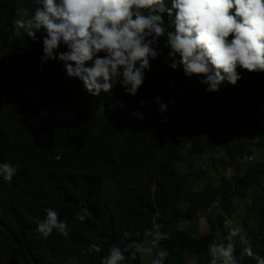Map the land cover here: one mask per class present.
<instances>
[{
	"label": "trees",
	"instance_id": "1",
	"mask_svg": "<svg viewBox=\"0 0 264 264\" xmlns=\"http://www.w3.org/2000/svg\"><path fill=\"white\" fill-rule=\"evenodd\" d=\"M38 4L0 0V103L11 108L10 121L0 126V154L17 167L12 184L0 183V200L9 214L25 201L32 216L16 234L0 231V264H101L125 231L150 246L143 233L155 225L170 235L159 246L168 252L164 264H210L208 245L224 242L231 219L264 256V154L249 160L264 152V73L238 68L235 86L205 92L207 85L186 77L182 66L164 62L172 30L165 18L162 54L150 61L138 94L117 83L112 93L93 97L80 80L66 77L61 62L41 64L42 39L33 42L14 26L25 19L17 9L31 15ZM156 96L168 104L166 112L158 111ZM115 101L125 106L109 108ZM229 166L242 175L227 178ZM209 192L216 201L208 209ZM48 207L69 224L68 237L54 231L45 239L36 231ZM84 209L88 217L75 219ZM93 243L99 253L87 251ZM122 264H142L140 253ZM241 264L255 261L244 256Z\"/></svg>",
	"mask_w": 264,
	"mask_h": 264
},
{
	"label": "clouds",
	"instance_id": "2",
	"mask_svg": "<svg viewBox=\"0 0 264 264\" xmlns=\"http://www.w3.org/2000/svg\"><path fill=\"white\" fill-rule=\"evenodd\" d=\"M16 15L25 19L15 20V27L23 28L33 42L42 39L41 64L61 62L66 77L80 80L93 97L112 93L117 83L125 93L138 94L150 61L162 54L165 18L172 30L167 32L164 62L173 70L182 66L186 77L207 85L205 92H218L225 83L235 86L242 79L238 68L264 73V0H171L170 6L166 0H39L31 15L28 8L17 9ZM37 32L45 34L37 36ZM61 45L67 50L60 51ZM139 103L143 107L146 102ZM155 103L159 112L168 110L161 97L156 96ZM117 105L125 106L115 101L109 108ZM10 115L9 105L0 103V126L10 121ZM131 115L143 119L142 113L133 111ZM162 122L166 123L167 117ZM9 160L0 154V183H13L17 167ZM9 209L0 200V231L13 235L32 216L25 201L11 214ZM44 212L45 218L36 227L42 238L54 231L68 237L70 226L59 219L58 212L51 207ZM88 215L84 209L75 213V219L84 221ZM231 223L235 227V222ZM233 227L225 230L224 242L208 245L210 264H241L244 256L264 264V256L253 251L243 229ZM134 235L140 237L141 233ZM143 235L150 246L125 231L118 243L109 246L101 264L135 261L139 253L151 254L155 248L159 250L151 264H164L168 252L159 246L170 238L169 233L155 225ZM237 237L244 245L239 257L234 255L241 250L236 249ZM93 250L99 253L101 246L93 243L87 251Z\"/></svg>",
	"mask_w": 264,
	"mask_h": 264
},
{
	"label": "rangeland",
	"instance_id": "3",
	"mask_svg": "<svg viewBox=\"0 0 264 264\" xmlns=\"http://www.w3.org/2000/svg\"><path fill=\"white\" fill-rule=\"evenodd\" d=\"M249 72L247 71V73L246 74H248ZM264 154V152L263 151H260V152H258V154H256V156L255 157H253L254 158V160H252L251 158L249 159V160H251L252 162L251 163H254L255 162V160H257V157L259 158V157H261L262 155ZM248 161V160H247ZM251 163H246L247 165H250ZM203 167H204V165H203ZM210 169V168H209ZM211 169H216V167H212ZM225 172H226V174H225V176L227 177V178H231L232 176H236V175H239V176H241L242 175V173H241V171L238 169V168H236V167H234V166H232V167H226V170H225ZM205 201H209V203H207V208L209 209V207H212V205H215V203H211L210 201H216L215 200V196L214 195H212V193L211 192H209V193H207V198H206V200ZM206 207V206H205ZM231 222H234L232 219L230 220V222H226L225 224H224V229L225 230H228V229H231L232 227H233V225H232V223ZM208 232V229H207V225H200V227H199V230H198V234L199 235H204V234H206ZM145 246H148L147 244H145ZM242 247V244L241 243H236V249H239V248H241ZM153 252V251H152ZM151 255H152V253L151 254H147V253H140V258H141V262H142V264H150V257H151ZM189 264H195L194 263V261H192V260H189Z\"/></svg>",
	"mask_w": 264,
	"mask_h": 264
},
{
	"label": "bare ground",
	"instance_id": "4",
	"mask_svg": "<svg viewBox=\"0 0 264 264\" xmlns=\"http://www.w3.org/2000/svg\"><path fill=\"white\" fill-rule=\"evenodd\" d=\"M76 123H77V122H76ZM101 124H102V123H101ZM101 124H100V125H101ZM98 125H99V124H98ZM98 125L96 124V126H98ZM103 125H104V123H103ZM81 126H82V125H81ZM96 126H95V127H96ZM104 126H105V125H104ZM83 127H84V126H83ZM95 127H93V128H95ZM81 128H82V127H81ZM93 128H92V129H93ZM97 128H98V127H97ZM97 128H95V129H97ZM87 131H88V130H87ZM89 132H90V131H89ZM102 141H103V140H102ZM96 142H97V141H96ZM102 143H103V142H102ZM103 144H104V143H103ZM99 145H101V144L99 143ZM143 176H145V175H143ZM142 179H143V178H142ZM118 188H119V187H118Z\"/></svg>",
	"mask_w": 264,
	"mask_h": 264
}]
</instances>
